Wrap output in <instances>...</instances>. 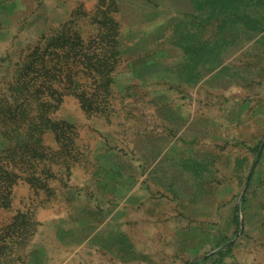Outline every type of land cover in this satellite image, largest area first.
I'll list each match as a JSON object with an SVG mask.
<instances>
[{"label":"rangeland","instance_id":"1","mask_svg":"<svg viewBox=\"0 0 264 264\" xmlns=\"http://www.w3.org/2000/svg\"><path fill=\"white\" fill-rule=\"evenodd\" d=\"M212 4L0 0V264H264V0ZM184 34L227 66L193 88L159 70Z\"/></svg>","mask_w":264,"mask_h":264},{"label":"crops","instance_id":"2","mask_svg":"<svg viewBox=\"0 0 264 264\" xmlns=\"http://www.w3.org/2000/svg\"><path fill=\"white\" fill-rule=\"evenodd\" d=\"M130 7H131L129 8L130 11H134L138 13L144 11L139 5L136 4L133 5V3L131 4ZM142 39L145 40L144 37ZM139 40H141V38H139ZM139 40L137 41L138 43ZM174 40H175L174 43L170 42L168 49L166 47L164 49L166 51L170 49H174V51H172L171 53L168 52V54L174 56L173 59L174 61H172L171 64L168 65L169 67L167 69H165L166 67L162 66L161 64L160 65L161 69L159 70L167 71L170 72L172 76L174 75V78L173 79L171 78L170 81L175 82V84L178 85V87L193 88L198 84H200L201 82H203V80L207 78L211 73L213 74L212 76L214 77L216 73L222 72V70H224L227 67L226 64L222 62V60L220 61L218 59L210 63L208 59L207 49L205 52L201 51V53L197 55L198 56L197 62H194L193 59H190L188 57L189 53L186 52L185 50V47H188L189 45L188 39L181 38L180 36H178V38L176 37ZM187 42L188 44L184 45ZM248 69L249 71H251L254 70L255 68L250 67ZM255 78L256 77H254V79ZM217 79L221 81L227 80L228 82L235 81L234 77L231 76H227V77L222 76ZM248 81H251V79H249ZM198 123L200 124L203 122L202 121L199 122L189 117V119L185 122L184 126H181L180 128L178 127L179 128L178 130H176L175 128L174 132L169 131V133L167 134L168 136H165V139L169 140L171 145L168 142L169 146L167 147L156 145L155 148L153 149L154 152L153 155L159 157L158 162L157 160H155V163L157 162L158 164H160L159 167H153L154 169L162 171L164 168H166L164 166L162 167V164L159 163L164 160H168L170 163L169 167H167L169 171H165V170L163 171L166 172L165 177L167 180H175L181 177H184L189 180V178L196 179L198 177V175H193V177L191 176L189 177L187 175L185 176V174L187 173L186 171L190 169L194 173H198L201 171L202 168V167L185 166L186 162L189 161L188 157L193 156L194 154L195 155L204 154V152L194 151L192 149V147H194L195 143L198 140H202L204 138V136H202V134L200 133L189 131L190 127H192L195 124L197 126ZM214 141L218 145V141L222 142V139L221 137L218 136L217 139ZM155 163L154 165L156 166L157 163L156 164ZM174 171L178 173L177 176L172 173ZM182 172L184 173L183 176H182ZM170 185L171 183L169 184V186Z\"/></svg>","mask_w":264,"mask_h":264},{"label":"trees","instance_id":"3","mask_svg":"<svg viewBox=\"0 0 264 264\" xmlns=\"http://www.w3.org/2000/svg\"><path fill=\"white\" fill-rule=\"evenodd\" d=\"M191 1L194 3V7H195V10L197 12H199L200 10H202V7L203 6L204 7H206V6L208 7L209 5H215V4H212V3L219 2V0H191ZM220 1L222 2V4H224V0H220ZM210 2H212V3H210ZM241 17L242 16H240V19L239 20L242 23H245L246 20H247V16L245 15V16H243V18H241ZM233 22L235 23L236 21H233ZM249 23L250 22H248V24ZM255 27L256 26L254 24H252V25L250 24L246 28H248L250 30H254ZM190 35H191V37H196V35H193L192 32H190ZM184 38L189 39L187 36L184 37ZM193 43L190 42L189 45H188V47H185V50H186V52L189 53V56L188 57L190 59H193L194 62H197V58H198L197 55L200 54L201 51L205 52L206 49L203 48V46L201 45V42L200 41L198 42V44H196L195 42H193ZM185 45H187V44H185ZM18 217L19 216L15 217L11 223H9V224H7L5 226L6 231L3 232L2 235H0V248H3V245L7 244V242L9 241V240L7 241V237L8 236H13V234L15 235L16 233L17 234L18 233H26V229L22 227L23 222L21 220L20 221H17V218ZM17 234H16V236H17ZM15 241H17V240H13L11 242H15Z\"/></svg>","mask_w":264,"mask_h":264}]
</instances>
